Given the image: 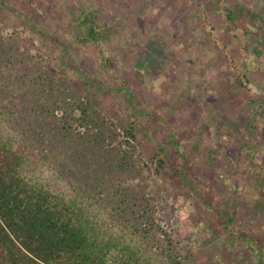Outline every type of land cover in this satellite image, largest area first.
I'll list each match as a JSON object with an SVG mask.
<instances>
[{"label":"rangeland","instance_id":"1","mask_svg":"<svg viewBox=\"0 0 264 264\" xmlns=\"http://www.w3.org/2000/svg\"><path fill=\"white\" fill-rule=\"evenodd\" d=\"M5 1L36 23L34 30L20 24L0 4V138L25 157L28 179L81 207L143 264H172L171 257L258 264L237 236L263 243L264 264V35L244 20L228 23L225 13L231 6L260 12L264 0ZM83 10L97 11L99 24L114 31L83 48L68 32L83 76L68 65L58 70L74 86L87 77L108 89L87 87L108 127L123 134L119 125L135 122L128 166L117 165L123 136L85 134L58 104L25 117L21 102L9 108L33 94L40 73L31 57L40 49L54 60L62 55L29 39L51 29L63 36ZM211 207L236 210L229 229Z\"/></svg>","mask_w":264,"mask_h":264},{"label":"trees","instance_id":"2","mask_svg":"<svg viewBox=\"0 0 264 264\" xmlns=\"http://www.w3.org/2000/svg\"><path fill=\"white\" fill-rule=\"evenodd\" d=\"M0 4L6 10L16 12L20 24L30 26L34 30L36 23L31 21V16L23 13V9L21 11L14 8L5 0H0ZM225 13L228 23L237 25L244 20L249 26L260 29L264 35V8L260 12H254L242 6L237 8L231 6L225 9ZM99 22L100 14L97 11L83 10L78 17L73 15V20L68 23L69 30L68 27L63 28L64 33L62 31L61 33L64 34V38L56 30L51 29L47 33L42 31L38 33L42 39H29L27 44L30 47L39 48L37 41H41L46 47L43 43L46 42L54 48H61L62 55L54 60V56H47L40 52L42 50L40 49L32 56L31 67L40 73L33 79V94L30 97L25 94V98L19 100L14 99L13 105L9 108H15L17 107L15 103L21 102L25 117L26 113L35 112L37 107L44 109L56 107L58 104L59 109H64L65 115L70 111L76 128H85L89 131L85 134L91 135L90 133H94L95 130L96 136L99 134L103 139L114 138L117 134L123 136L124 144L119 146L122 157L118 158L117 165L128 166L133 157L129 148L137 141L135 122L128 125L120 124L123 134L116 131L114 123L108 127L106 118L100 116L102 110L99 100L95 103L93 99L88 98L87 87L92 84L103 94H106L108 89L98 87L87 77L85 82L74 86L60 70L63 65H68L75 69L74 71L79 70L76 68L77 60L72 55L74 45L66 40L67 33L72 32L69 36L75 39L77 44L75 47L98 45L114 31L110 27L101 26ZM46 69L49 73L43 74L41 71ZM79 75L83 76L80 70ZM68 99L75 101L73 110ZM64 102L66 104L61 105ZM239 118L245 125L252 123L244 116ZM105 127L106 133L103 132ZM160 153H167L166 148H161ZM25 164V157L15 150L12 144L0 138V264H143L138 254L129 246L125 244L122 246L123 243L118 239L104 237L81 207L44 185L30 181L25 174ZM165 164L162 160L160 168L165 167ZM213 211L225 223V229H229L237 217L234 214L236 210L222 208ZM237 238L243 239L257 253L258 264H263V243L251 238L239 236ZM170 262L183 263L181 259L174 257L170 258Z\"/></svg>","mask_w":264,"mask_h":264}]
</instances>
